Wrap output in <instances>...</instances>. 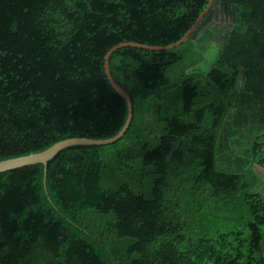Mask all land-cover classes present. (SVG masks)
<instances>
[{
	"label": "trees",
	"instance_id": "obj_1",
	"mask_svg": "<svg viewBox=\"0 0 264 264\" xmlns=\"http://www.w3.org/2000/svg\"><path fill=\"white\" fill-rule=\"evenodd\" d=\"M207 3L0 0V161L115 136L107 51L173 44ZM109 71L120 139L0 173V264H264L257 194L247 238L214 229L264 163V0H215L186 42L119 48Z\"/></svg>",
	"mask_w": 264,
	"mask_h": 264
},
{
	"label": "water",
	"instance_id": "obj_2",
	"mask_svg": "<svg viewBox=\"0 0 264 264\" xmlns=\"http://www.w3.org/2000/svg\"><path fill=\"white\" fill-rule=\"evenodd\" d=\"M214 1L215 0H208L206 7L196 18L192 26L182 35L180 39H178L173 44H169L166 46H149V45H144V44L135 43V42H123V43H120V44H117L111 47L107 51V53L104 56V60H103V68H104L106 78L110 86L125 100L126 105H127V117H126L125 123L120 129V131L115 136L109 139H104V140H94V139H87V138H69V139L61 140L41 152L0 161V173L26 167V166H30V165H34V164H42L44 168H46L47 162L50 159H52L61 150L65 149L66 147L75 146V145H82V146L108 145L120 139L124 135L125 131L127 130L131 122L132 104H131V99L128 93L124 89H122L113 80L111 73L109 71V59L112 53L115 50L122 48V47H135V48H140V49L150 50V51H166V50H172L173 48L180 46L181 44L186 42L189 36L195 31L197 26L201 23L203 18L207 15L209 10L213 6Z\"/></svg>",
	"mask_w": 264,
	"mask_h": 264
},
{
	"label": "rangeland",
	"instance_id": "obj_3",
	"mask_svg": "<svg viewBox=\"0 0 264 264\" xmlns=\"http://www.w3.org/2000/svg\"><path fill=\"white\" fill-rule=\"evenodd\" d=\"M212 24L216 25L214 22ZM201 34L202 31L198 34V36ZM220 39L221 37L218 35H213L211 38L209 42V49L206 51L208 59H211L214 56ZM261 133L263 134L264 131ZM261 140L264 142V138ZM260 156L261 157H259V159L264 158V149ZM262 165H264V163ZM262 165H254L251 172L246 174L244 181L247 186L239 191L238 199L234 204L227 206L223 212H218V216L215 218L216 226L214 229L224 228L233 231H240L242 233L241 236L243 238H247V222L251 219V215L249 213L248 207L243 203V194L244 192L249 194H257L264 202V166ZM261 255L264 256V241L262 242Z\"/></svg>",
	"mask_w": 264,
	"mask_h": 264
}]
</instances>
